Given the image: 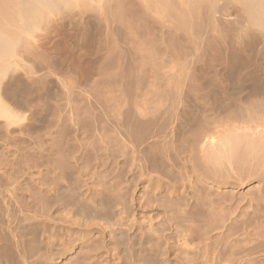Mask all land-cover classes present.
Instances as JSON below:
<instances>
[{
    "label": "bare ground",
    "instance_id": "1",
    "mask_svg": "<svg viewBox=\"0 0 264 264\" xmlns=\"http://www.w3.org/2000/svg\"><path fill=\"white\" fill-rule=\"evenodd\" d=\"M144 77L147 97L139 99ZM60 99L73 110L71 127ZM95 102L119 116L102 125L111 158L133 160L123 134L146 143L144 167L159 172L147 179L145 171L140 192H120V172L117 185L103 184L111 209L102 220L112 221L114 247L112 260L98 264H264V0H0V157L29 152L16 131H27L37 112L45 117L51 103L54 117L46 118H60V140L51 141L65 173L62 139L81 112L94 131ZM43 133L34 136L40 168L50 159ZM91 136L93 148L104 140ZM170 148L178 169L166 158ZM9 157L0 170L15 165ZM64 192L63 207L74 203L85 215L76 190Z\"/></svg>",
    "mask_w": 264,
    "mask_h": 264
},
{
    "label": "rangeland",
    "instance_id": "2",
    "mask_svg": "<svg viewBox=\"0 0 264 264\" xmlns=\"http://www.w3.org/2000/svg\"><path fill=\"white\" fill-rule=\"evenodd\" d=\"M244 65L246 67L249 66L248 64L247 65L244 64ZM244 65H243V68L245 67ZM237 67H239V66H237ZM144 71L142 73L137 72L138 78H140V79L143 78L142 75H144ZM146 73H148V72H146ZM139 75H141V76H139ZM145 75H147V74H145ZM140 79H138V81ZM147 79L149 81L148 77H147ZM146 80L144 77L143 82L142 81H141V83L138 82V84L141 85V89L143 90V88H144V90H143L144 92L141 93L142 90L140 92V95L138 97L139 99H141L147 95V91L145 92V90H146L145 88H147V87H145ZM148 81L146 82V84L148 83ZM61 91H64V89H61ZM144 93H146V95H144ZM62 94H64V93L62 92ZM142 94L144 95L143 97H142ZM62 101L63 100L60 99L58 101V104ZM64 101H63L64 104H63V102L59 104V106H60L59 109H61V112L63 110L62 114L65 115L66 111H69V109L71 110V106L66 102L65 99H64ZM115 103L116 104L119 103V104H117L118 106L120 104H122L119 101H117V102L114 101L113 102L114 106H112V103H111V106L113 108L117 107L115 105ZM62 104L64 105V107L66 104V106H68L66 108H68V109L65 110L64 108H62ZM52 105H51V103H49L47 105L48 109L50 108V110L47 111V109H46L47 112H45V117H42L43 119L41 118V116H39V118H38L39 114H38V112L36 113V111L34 109L36 115L33 116L34 118L31 117V119H29V123H30L29 127L30 128L27 129L28 132L26 130H23L22 132L20 131V134H19V131H16V134H18V136L20 138V143L23 142L21 145L22 146L25 145L24 147L25 148L27 147L29 152L23 151V153H22V155H24L23 157L21 156V152H22L21 150H20V153L19 152L17 153L19 156L17 154H13V156H11L12 154L7 153V155L3 154V156L1 155L2 157H0V158H4V159L5 158L7 159L9 156H10L9 159H11V157H14V158H12L11 161L9 159L8 160L10 161L11 164H13L15 162V165H13V166H15V168L12 166L10 168L7 167V169L1 168V170H0V226H1V228H0L1 233L0 234L2 236L3 235H5V236L9 235L10 237L8 236L9 237L8 238L6 236V238H8L11 241L10 242L8 239L7 240L9 242L3 241L4 238L0 235V245L3 244V248H1V251H0V263L1 264H96L97 262H100L103 260L111 261L113 258V247H114V245L111 242L110 231H109V230H111V225L109 223H112V221L111 220L107 221L108 219H110V218H107V213H109L110 209H111V207H110L111 206V199L110 200L108 199V198H111V196L108 195L107 192H104L102 188L105 187L106 184H109L111 186V184L114 185V183H116L115 185H117V182H118L117 180L120 179V182L118 183V185L120 184L119 185L120 192L124 193V191H126V189L129 188L127 186H131V185H132L131 190L133 192L134 191L140 192L141 190L142 191L146 190V187H145L146 184L144 182L145 180L149 179L152 174H153V176L154 175L156 176V174H159V172H156V171L155 172L154 171L148 172L147 167H144V166L148 165V163H147L146 159L142 157L143 155L140 152L145 147L146 143L136 144L134 142H129L130 140L129 139L127 140L123 134L120 135V134L116 133V135H119V138L122 137V141L126 140L125 141L126 143L124 141L123 142L121 141V142L124 143L123 146L127 145L129 147V148L127 147V149H129V150H127V152L131 155L133 160L126 162L125 158H123V157H119V159L116 158V160H115V158H114V160H113V158H111V156H110L111 155L110 154L111 153V145H110L109 141L107 142L108 145L105 143V141H107L108 138L105 136L106 134H105L104 130L102 129V125L106 121H107V123L110 122L111 124H113V123L115 124L118 121L117 118L119 116H116V118H115V113L113 114L114 110L110 106L106 108L105 106L103 107V105L101 103L99 104L97 102L92 104L93 109L91 108L90 113L92 112L93 118L96 119V116L98 115V113H100V109H101L100 115H102L101 116L102 119H96V120L93 119L95 123L92 120L90 122L91 125H95L94 131H93L94 136H93V132H92V126H90L89 124L88 125L86 124L88 122L87 120H89V113L88 112L87 113L81 112L82 114H81V116L80 115L79 116L81 117L82 120L79 117L80 122H78V120H77L78 116L77 117L75 116V118H77V119H75V121L77 120V122L80 123L81 126H80V124H77V122H74L72 125L74 128H70L72 121H74V118H73L74 113H72L73 110H71L69 113H67L65 115V117L67 116L69 118V125H70L69 131H70V129H72L71 130L72 132L70 131L71 133H69V134L67 133L69 135V137L66 134L67 136L65 135V138L62 139L63 145L64 146L68 145V147L63 146L64 150L66 149L65 152L64 151L63 152L66 153L68 151V153H66V155L63 153L64 155L63 154L62 155H63V157H65V159L67 158V160L69 162V164H68L69 166L67 169L68 171L66 170V172L64 173V171L62 170L63 171L62 172L61 168L59 166H57L59 164V161H58V159H56L57 157L60 158L61 155H59L58 152L55 151V148H53L54 142L52 143V141L53 140L55 141V139L57 141L58 136L60 137V135H59V126H60L59 119L60 118L56 117L58 122L55 119H53L55 121L54 123H53V120L51 121V124H49V122H48L49 118L51 120L54 117V115L51 116L52 118L50 117V114H52L51 111H53L52 110L53 108H51V107H54ZM95 105H97V107ZM47 106H46V108H47ZM79 108H82V105L81 106L79 105ZM109 109H110V112H109ZM78 110L80 111V109H78ZM97 110L99 112H97ZM137 111H136V114L139 115L138 112H140V110L138 112ZM104 112H106L107 115ZM46 113H48V114H46ZM83 113H85V115ZM87 114H88V117H86ZM69 115H71L72 117H69ZM47 116H48V119L46 118ZM103 116H104V119H103ZM112 117H114V119H112ZM90 118H91V114H90ZM44 119H45L46 126L42 127V129H41L42 122H44ZM40 120H42V121H40ZM83 120L85 123L81 122ZM97 121H99V122H97ZM107 123H104V125H107ZM52 124L56 125L55 127L57 128V131L54 130L56 128ZM74 124H75V126H74ZM85 124L87 127L85 126ZM96 125H97V127H96ZM50 129H53V131ZM80 130H81V132H80ZM83 130H86V131H83ZM101 130H103V132H104L103 136H101V134H102ZM54 131L56 134L54 133ZM184 132L185 131H183V133ZM26 133L29 134V136ZM41 133H43V135L45 136L46 141L48 138L47 146H49V147H48V149H46V151L48 153L47 155H49V157H50V159H49L50 161L48 160V163H49L48 166H45V167L43 166V168L42 167L40 168L38 166L37 161L35 163V159H38V152H36V150L38 151L37 145H38L40 138H35L34 136H37V137L39 135L42 136ZM51 133H52V135L54 134L53 135L54 138L52 137ZM73 134L75 136H73ZM91 134H92L91 139L95 138L96 136H97L98 140H99V138L101 141L104 139L101 143H98V145L100 146V144H102L104 142L100 146V147H102L101 149L98 148L99 147L98 145H95L96 148H98L96 150H95V146H94V148L92 147L93 142L90 141V137H89V135H91ZM21 135H22V138H21ZM33 137H34V139H33ZM29 138H31L33 140H31ZM106 138H107V140H106ZM155 138L154 139L150 138L147 143L154 142ZM75 139H77V140H75ZM160 139H162V138H160ZM166 139L168 142L170 141L169 136L166 137ZM66 140H67V142H66ZM88 140L92 143V145L88 142ZM36 141H38V142H36ZM76 141L78 143H76ZM65 142H66V144H65ZM34 143H35V145L37 144L36 148L34 146ZM49 143L53 144L51 148H50L51 144H49ZM84 143H86V144L88 143L89 146L84 144ZM73 144L77 147H75ZM94 144H95V142H94ZM71 145H72V147H71ZM79 145H80V147H78ZM85 145L87 146V148ZM107 146H110V147H107ZM32 147L35 148V151H34V148H32ZM73 147H75L76 149L74 148L75 150H73L72 149ZM88 147H89V149H88ZM171 148H170V150L168 149L169 151H167V153H166L167 154L166 158H168L169 163L174 165L173 166L174 169H178L177 165L179 164L180 160H177V158L174 156L175 153H174V151L171 150ZM69 149H72V151H70ZM87 150H89V152ZM90 150H92V151H90ZM97 150H98V153L96 152ZM24 152L26 154L28 153L29 156L27 155V157H26V154ZM90 152H91V154H90ZM170 153H171V155H170ZM83 154L88 155L89 159L87 160L86 155L84 156ZM14 155H17L16 159H15ZM32 155H34L35 157H32ZM56 155H58V156H56ZM92 155H93V160H92ZM96 155H97V157H96ZM5 156H7V157H5ZM20 156H21V158H20ZM55 156H56V158H55ZM100 157H101V159H99ZM28 158H29V160H28ZM51 158H52V160H51ZM53 158L55 159V163L53 161L54 160ZM30 159H31V161H30ZM13 160H15V161L13 162ZM16 160H17V162H16ZM27 160L30 161L29 163L32 164L33 166L28 164ZM32 160H34V162ZM85 160L87 161V163ZM101 160L102 161L104 160V162H101ZM20 161H22V163ZM52 161H53V163H52ZM18 163L23 168L20 167V165L18 166ZM50 163L52 166L50 165ZM100 163H102V164L105 163V164L102 165ZM24 164H25V166H23ZM16 165H17V167L22 168L21 171H19L20 169H18L16 167ZM124 166H125V168H124ZM59 169H60V171H59ZM143 169H144V171H143ZM185 169H187V168H185ZM145 171L147 173H149L150 175L149 174L146 175L147 173ZM187 171H188V169L186 170V172ZM44 172H45V174H44ZM119 172H120V174H119ZM115 173L119 174V176H120V178L117 180L114 179L115 177L113 176V175H116ZM144 175H146V177L149 176V178L147 177V179H146ZM138 177H139V179H138ZM15 178L17 180H15ZM11 181L12 182L14 181L15 183H12ZM18 182H19V184H18ZM7 183H9V184H7ZM135 183H137V184H135ZM20 184L22 185V187L20 186ZM103 184H105V185L103 186ZM67 185L71 188H74V190H76V194H78L77 199L79 200V204H81L80 208H82L84 211L86 210L85 212L83 211L85 213V215H83V214L81 215L80 213H78L79 212L78 210L74 209V203H73V205L71 204L67 207H63V202L61 201V198L65 193L64 191L68 187ZM31 186H32V189H31ZM140 187L143 189H141ZM95 189H97V190H95ZM90 190H92V193L94 195L91 194ZM62 191H63V193H62ZM35 192H36V194H35ZM59 195L61 197H59ZM96 195H97V197H96ZM93 196H95V198ZM24 201H26V202L24 203ZM105 202H106V204H105ZM72 209H74V210H72ZM89 212H91V213H89ZM108 215H110V213ZM24 216H25V218H24ZM105 218L107 220H102ZM2 228H4V229H2ZM23 229H24V231H23ZM3 231H5V232H3ZM10 243L12 244V246L10 245ZM6 244H9L11 247L9 245L7 247ZM25 246H27V247H25ZM10 253H11V255H10Z\"/></svg>",
    "mask_w": 264,
    "mask_h": 264
}]
</instances>
